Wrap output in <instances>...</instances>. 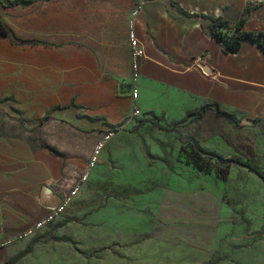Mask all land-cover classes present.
<instances>
[{
	"label": "crops",
	"instance_id": "0c3cea01",
	"mask_svg": "<svg viewBox=\"0 0 264 264\" xmlns=\"http://www.w3.org/2000/svg\"><path fill=\"white\" fill-rule=\"evenodd\" d=\"M136 2L0 3L10 28L0 35V239L48 212L38 203L44 184L70 192L107 130L130 115L128 19ZM248 7L243 30L264 34V0H145L137 32L149 59L134 123L191 120L190 112L218 104L236 120L242 148L249 133H259L264 155V49L244 40L226 52L210 27L216 10L218 20L234 24ZM200 61L214 73L204 74ZM26 104L33 110L26 119L5 110ZM8 247L0 264L13 256Z\"/></svg>",
	"mask_w": 264,
	"mask_h": 264
},
{
	"label": "rangeland",
	"instance_id": "374dc122",
	"mask_svg": "<svg viewBox=\"0 0 264 264\" xmlns=\"http://www.w3.org/2000/svg\"><path fill=\"white\" fill-rule=\"evenodd\" d=\"M5 110L22 119L33 112ZM156 124L110 127L65 215L9 246L5 264H264V182L195 151L264 171L259 133L244 149L237 126L214 112Z\"/></svg>",
	"mask_w": 264,
	"mask_h": 264
},
{
	"label": "built area",
	"instance_id": "2783aa9c",
	"mask_svg": "<svg viewBox=\"0 0 264 264\" xmlns=\"http://www.w3.org/2000/svg\"><path fill=\"white\" fill-rule=\"evenodd\" d=\"M145 0H137L134 9L132 10L128 19V38L131 48V78L129 94L132 101V110L127 118V123H134L142 115V109L139 104L140 89L139 83L141 80L143 67L145 62L149 59L146 54L145 43L140 39L137 32L138 19L144 10ZM221 16L220 10L214 12V18L217 19ZM108 137H105L107 139ZM106 140L101 141L86 168L80 176L78 183L72 188V190L62 195L61 203L56 208H49L48 212L35 222L29 224L25 229L19 231L14 235H9L0 239V249L6 248L18 241L24 240L28 237L35 235L38 231L46 228L48 225L54 223L58 218L65 215L70 208L75 197L79 194L82 185L89 179L92 168L94 167L98 154L103 148Z\"/></svg>",
	"mask_w": 264,
	"mask_h": 264
},
{
	"label": "trees",
	"instance_id": "16d2710c",
	"mask_svg": "<svg viewBox=\"0 0 264 264\" xmlns=\"http://www.w3.org/2000/svg\"><path fill=\"white\" fill-rule=\"evenodd\" d=\"M34 0H0L4 6H14L17 4L22 5H30L33 3ZM250 7H248L247 11L243 14V16L234 24L230 23L228 20H218L213 19L211 23V33L213 37L221 40L224 43V49L226 52H235L237 51L244 40H251L255 41L260 44L264 49V34L259 33L256 34L254 32H248L243 30V26L246 23L248 16H249ZM231 30V34H227L226 31ZM0 35L9 36L10 35V28L0 19ZM209 110H215L216 115L218 117L227 116L230 121L236 125V120L232 118V114L226 111L221 110L218 104L208 103L203 105L199 110L190 112L188 115H194V118H202ZM43 121V119L41 120ZM155 123V122H153ZM114 131L120 129L121 125L112 126ZM159 127L166 129L164 126L159 125ZM53 152H56L54 149L51 148ZM195 151L198 154H205L210 158H214L219 165L221 166H230L232 164H237L249 169L252 173L258 176L264 182V171H262L257 165L249 164L246 162H242L236 158L232 157H223L220 154L204 151L199 148H195ZM57 153V152H56Z\"/></svg>",
	"mask_w": 264,
	"mask_h": 264
},
{
	"label": "water",
	"instance_id": "95a60500",
	"mask_svg": "<svg viewBox=\"0 0 264 264\" xmlns=\"http://www.w3.org/2000/svg\"><path fill=\"white\" fill-rule=\"evenodd\" d=\"M197 66L203 71L206 75H211L214 73V70L206 62H198ZM62 197L58 194L53 188L44 184L41 188L40 196L38 203L46 208H56L61 203Z\"/></svg>",
	"mask_w": 264,
	"mask_h": 264
}]
</instances>
